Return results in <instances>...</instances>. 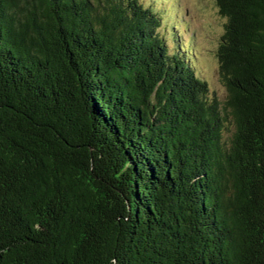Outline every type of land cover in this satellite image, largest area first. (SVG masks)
<instances>
[{
  "label": "trees",
  "instance_id": "16d2710c",
  "mask_svg": "<svg viewBox=\"0 0 264 264\" xmlns=\"http://www.w3.org/2000/svg\"><path fill=\"white\" fill-rule=\"evenodd\" d=\"M212 1L222 103L157 7L0 0V264H264V0Z\"/></svg>",
  "mask_w": 264,
  "mask_h": 264
},
{
  "label": "rangeland",
  "instance_id": "374dc122",
  "mask_svg": "<svg viewBox=\"0 0 264 264\" xmlns=\"http://www.w3.org/2000/svg\"><path fill=\"white\" fill-rule=\"evenodd\" d=\"M144 5H152L163 10L167 26L184 39L185 48L188 39L193 41L198 55L196 71L207 81L209 92L222 103L226 98V89L218 73L216 48L219 36L223 32L225 18L219 15L212 0H141ZM175 1V2H174ZM167 28V27H166ZM167 31V29H166ZM173 32V33H174ZM166 33V32H165ZM171 48L173 38L165 34ZM194 57V54H191ZM197 59V56L195 57ZM196 62V61H195Z\"/></svg>",
  "mask_w": 264,
  "mask_h": 264
}]
</instances>
